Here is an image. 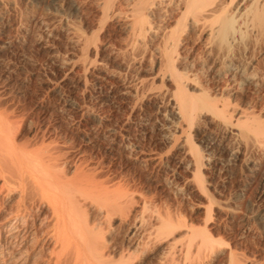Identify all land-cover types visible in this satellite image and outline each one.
I'll return each instance as SVG.
<instances>
[{
    "label": "rangeland",
    "instance_id": "rangeland-1",
    "mask_svg": "<svg viewBox=\"0 0 264 264\" xmlns=\"http://www.w3.org/2000/svg\"><path fill=\"white\" fill-rule=\"evenodd\" d=\"M102 3L0 0V111L17 117L20 145L61 148L72 168L86 162L132 197L107 236L117 259L133 251L124 264H264V135L244 138L207 115L179 132L169 96L155 88L161 34L175 13L154 10L148 26L159 33L143 40L125 17L103 19ZM183 39L179 53L189 62L181 69L198 74L232 116L243 113L234 128L248 119L264 129V39L229 53L201 31ZM213 57L234 68L227 79L209 72ZM159 218L173 221L161 239ZM204 239L210 246L201 249Z\"/></svg>",
    "mask_w": 264,
    "mask_h": 264
},
{
    "label": "bare ground",
    "instance_id": "bare-ground-1",
    "mask_svg": "<svg viewBox=\"0 0 264 264\" xmlns=\"http://www.w3.org/2000/svg\"><path fill=\"white\" fill-rule=\"evenodd\" d=\"M102 1L99 13L103 19L125 17L136 36L143 40L149 34L159 33L148 26V17L154 10L168 8L175 13L169 30L161 34L162 46L157 50L156 78L161 85L153 86L157 94L169 96L166 99L170 101L171 118L179 132L207 115L218 120L225 131L236 130L244 138L264 135L263 126L256 120L240 121L242 124L234 128L232 119L240 120L243 113L234 110L232 116L228 103L197 81L198 74L184 72L180 65L183 68L189 58L179 53L184 47L183 36L192 31H201L210 47L218 52L229 53L252 36L264 39V0H129L126 5L123 0ZM216 59L208 66L209 72L227 79L234 68L230 62L219 65L222 60ZM253 75L245 77L247 83L256 82ZM166 83L172 90L166 88ZM219 94L224 97L223 92ZM18 125L15 115L0 111V264H124L130 260L133 251L129 247L125 254L119 251L123 254L117 259L114 241L107 236L113 235L115 219L123 218L132 197L128 199L126 192V198L121 197L118 185L86 162L72 168L61 148H23L18 141ZM201 162L199 156L192 162L197 174ZM171 219H157L156 238L161 239L173 226ZM139 223V227L144 226ZM209 246L204 239L200 248Z\"/></svg>",
    "mask_w": 264,
    "mask_h": 264
}]
</instances>
